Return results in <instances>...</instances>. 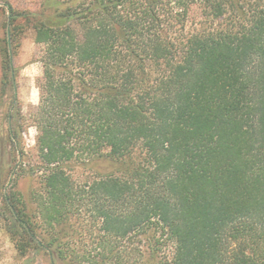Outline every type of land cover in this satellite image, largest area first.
I'll list each match as a JSON object with an SVG mask.
<instances>
[{"label": "trees", "instance_id": "obj_1", "mask_svg": "<svg viewBox=\"0 0 264 264\" xmlns=\"http://www.w3.org/2000/svg\"><path fill=\"white\" fill-rule=\"evenodd\" d=\"M7 4L0 99L13 89L18 102L26 27L43 64L39 163L0 165V222L18 252L264 264V0ZM25 121L9 111L17 152ZM29 175L40 178L32 206L18 188Z\"/></svg>", "mask_w": 264, "mask_h": 264}, {"label": "rangeland", "instance_id": "obj_2", "mask_svg": "<svg viewBox=\"0 0 264 264\" xmlns=\"http://www.w3.org/2000/svg\"><path fill=\"white\" fill-rule=\"evenodd\" d=\"M46 0H0V98L2 93L3 79V59L1 45L3 39L7 37L9 29L6 21L10 15L8 4L14 8L22 10H39L43 7ZM25 26V25H24ZM26 27V26H25ZM42 54V45L36 39L33 29L26 27L21 37L20 45L17 48V54L14 63L18 68L17 96L18 102L12 105L13 89L0 99V165L5 168L11 167L16 160L24 161L26 167L37 165L39 163V152L37 143V127L33 118L34 110L40 102L39 81L43 75V64L40 61ZM21 108L22 114L26 119V129L23 133L19 151L15 150L14 144L8 140V114L9 111H15ZM16 173V172H15ZM15 173H10L7 178V185H13ZM74 175L79 178H86L90 172L81 167H77ZM40 178L35 176H24L18 182V188L24 194L26 201L30 206L33 205L32 192L38 187ZM0 222V264H71L67 260L54 258L45 251L27 256L21 255L11 240L8 233Z\"/></svg>", "mask_w": 264, "mask_h": 264}]
</instances>
